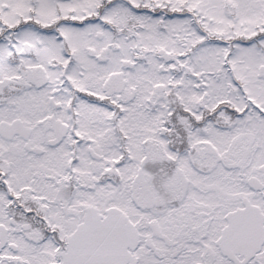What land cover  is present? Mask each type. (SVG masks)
Wrapping results in <instances>:
<instances>
[{
	"label": "snow or ice",
	"instance_id": "snow-or-ice-1",
	"mask_svg": "<svg viewBox=\"0 0 264 264\" xmlns=\"http://www.w3.org/2000/svg\"><path fill=\"white\" fill-rule=\"evenodd\" d=\"M0 264H264V0H0Z\"/></svg>",
	"mask_w": 264,
	"mask_h": 264
}]
</instances>
